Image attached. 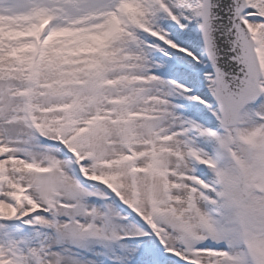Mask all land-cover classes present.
<instances>
[{"label": "snow or ice", "instance_id": "6c2138e0", "mask_svg": "<svg viewBox=\"0 0 264 264\" xmlns=\"http://www.w3.org/2000/svg\"><path fill=\"white\" fill-rule=\"evenodd\" d=\"M0 264H264V0H0Z\"/></svg>", "mask_w": 264, "mask_h": 264}]
</instances>
